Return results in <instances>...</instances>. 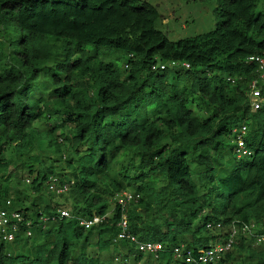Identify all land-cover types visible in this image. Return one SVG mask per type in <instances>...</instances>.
Instances as JSON below:
<instances>
[{
  "label": "trees",
  "instance_id": "16d2710c",
  "mask_svg": "<svg viewBox=\"0 0 264 264\" xmlns=\"http://www.w3.org/2000/svg\"><path fill=\"white\" fill-rule=\"evenodd\" d=\"M157 16L140 0H0V209L8 201L21 213L13 242L0 241V264H100L89 245L113 246L121 212L111 200L122 191L137 197L124 212L127 231L163 248L145 263L182 264L171 247L206 248L235 222L264 235V82L246 62L264 52V0H216L214 29L174 42L155 28ZM168 62L178 66L156 67ZM252 80L261 91L255 111ZM56 108L59 124L38 128ZM240 126L251 154L236 159L230 130ZM43 144L55 158L35 153ZM18 173L29 182L21 186ZM53 176L65 193L47 190ZM29 194L44 205H24ZM64 205L71 218H59ZM94 216L102 219L86 230L76 220ZM246 239L217 264H264V242L252 248ZM117 245L121 260L143 257Z\"/></svg>",
  "mask_w": 264,
  "mask_h": 264
},
{
  "label": "built area",
  "instance_id": "2783aa9c",
  "mask_svg": "<svg viewBox=\"0 0 264 264\" xmlns=\"http://www.w3.org/2000/svg\"><path fill=\"white\" fill-rule=\"evenodd\" d=\"M246 62L252 64L256 67V72L259 74V80L264 82V52L258 55H252L246 58ZM178 64L175 62H168L166 64H161L156 66L158 70H163L165 68H175ZM180 67L188 68L187 64L181 63ZM154 67H152L153 69ZM264 91V86H263ZM261 91L257 87L255 80H252L248 84L247 88V102L251 111H255L260 107V97ZM245 127L240 126L233 128L230 132V139L232 145L234 146L233 151L236 158H247L250 156L251 152L245 147L243 137L245 135ZM47 181V189L50 192L62 193L67 189V184H58L56 177H49ZM114 207L118 206L119 212H121V217L117 223L118 231L111 238L110 242L112 244H119L120 242L126 241L133 244L136 249L145 254L155 255L162 248L159 244H152L149 242H139L133 235L127 231V220L125 218V211L128 205L135 200V196L129 192H120L115 194L112 198ZM8 204V202H6ZM59 218H71L69 213L65 210H57ZM79 226H83L87 229L92 224L96 223L98 219L93 217L91 220H86L76 218ZM21 221V216L18 213L12 212L7 213L0 211V240L4 242H10L16 231H18V224ZM41 221H45L43 218ZM214 230H221V225L216 223L213 225ZM244 223H233L229 230L227 231L226 239L222 240L220 244L216 243L208 248L199 249L196 252L191 251L184 245H177L172 247L171 254L172 257L184 264H215L220 261L223 255L229 252L232 245L238 239L239 236L245 238H253L256 244L264 241V237L261 235L252 234ZM26 236H29V224L26 223Z\"/></svg>",
  "mask_w": 264,
  "mask_h": 264
},
{
  "label": "rangeland",
  "instance_id": "374dc122",
  "mask_svg": "<svg viewBox=\"0 0 264 264\" xmlns=\"http://www.w3.org/2000/svg\"><path fill=\"white\" fill-rule=\"evenodd\" d=\"M140 1H145L150 6L155 8L157 15H158L157 20L154 24L155 28L161 33H163L166 36L167 40L172 41V42L180 40V39H184V38H189V37L205 34L209 31H212L216 25V16H215L216 0H140ZM15 36L16 34H13L12 40L15 39ZM0 42H1L2 48H4L5 53H7L6 43L2 40H0ZM123 62L124 61L121 60V63L119 64L120 69L124 67ZM38 81H39L40 86H42L44 81L41 79H39ZM33 95L38 97L40 95H44V93L42 92V90L35 88ZM194 106H195V103L193 102V104L189 106L188 108L193 109ZM56 109L58 110L57 114L55 116H52V119L50 121L43 120L42 122L36 124V126H38V128L40 129H44V128L51 127L53 124L52 122H56L55 124L57 123L59 124L60 122L59 120L62 119V115H61L62 109H59V108H56ZM202 113L203 112H201V114ZM197 116H201V115L197 113ZM36 152L38 155H42L41 157L43 158L41 159H44L45 157L55 158L54 154L50 150H47L44 147V144L43 146L40 147V150L36 149L35 153ZM5 155L6 157H9V155H11L8 148L6 149ZM231 157L232 156H230V158ZM127 159H128L127 157H124L120 159L119 161H116L113 164L114 169L117 170L121 166H124L127 163ZM1 175L2 173H0V176ZM4 176L5 175L0 177V182H2V179ZM18 176H19V173L16 175V177L18 181L20 182L21 186L22 184H27L29 182V178L26 175H23L22 177L20 176L21 179ZM48 181H50V179ZM17 188H19V186H17ZM47 193L48 192L46 190L45 184H43V188L41 189L40 194L44 197V195ZM28 196H29V199H26L28 201L26 203L24 202L25 204L22 203V205L23 204L27 205L29 206V208L32 207V209L35 208L34 206L39 208V206L41 207L44 205V202L37 200V195L29 194ZM42 199L45 201V197ZM10 200L14 202L13 197H11ZM54 201L55 202L57 201L59 204L63 203L57 197H55ZM5 202H4V206H5L4 210L9 211L7 209L8 205H6ZM30 202L32 203L31 204L32 206L29 205ZM57 208L68 211V205H64L61 207L59 206ZM84 221L86 220L84 219ZM247 227L252 234H256V231L260 229L256 226H253V224H248ZM29 232L30 234H32L31 230H29ZM215 234H216V231H215ZM261 236L264 237V235H261ZM23 238L25 239V236H23ZM246 242L252 248H256L260 246L261 244H263L264 241L259 244H256L253 238H247ZM217 243L220 244V242H217ZM13 247L15 246H12V248H10V246L6 245V252L7 253L11 252L12 254L15 253L16 250ZM88 251L90 253V257L95 258L100 264H121L120 257L125 252L123 247L119 245L111 246L105 252H97L95 249H93L92 245H89ZM235 256L237 257V255ZM131 259L132 258H128L126 262L124 263L122 262V264H149V263H145V255L142 257L139 263H134L132 262Z\"/></svg>",
  "mask_w": 264,
  "mask_h": 264
},
{
  "label": "clouds",
  "instance_id": "9594fccd",
  "mask_svg": "<svg viewBox=\"0 0 264 264\" xmlns=\"http://www.w3.org/2000/svg\"><path fill=\"white\" fill-rule=\"evenodd\" d=\"M232 130V129H231ZM230 130V131H231ZM231 142V141H230ZM232 143V142H231ZM246 147V146H245ZM247 148V147H246ZM233 154H234V151H233ZM234 157H235V154H234ZM236 158V157H235ZM236 159H238V158H236ZM239 159H242V158H239ZM46 186H47V184H46ZM67 187H68V185H67ZM48 190V189H47ZM67 191V189L64 191V192H62V193H65ZM50 192V191H49ZM122 192H124V191H122ZM125 192H129V193H131L132 195H134V193L133 192H130V191H125ZM53 193H55V192H53ZM55 194H58V193H55ZM118 194V193H117ZM135 196V195H134ZM136 200H137V197L135 196V200L133 201V202H131V203H134V202H136ZM112 201V203H113V200H111ZM6 202H8V201H6ZM6 202H5V204H6ZM130 203V204H131ZM129 204V205H130ZM6 205H8V204H6ZM113 205V204H112ZM128 205V206H129ZM128 208V207H127ZM5 209V206H4V208H2V209H0V211H3V212H7V213H12V212H14V211H6V210H4ZM59 210H64V209H59ZM66 211V210H65ZM68 212V211H67ZM15 213H17V212H15ZM69 213V212H68ZM18 214H21V213H19L18 212ZM70 215V214H69ZM106 216H108V215H106ZM105 216V217H106ZM97 219H98V221L96 222V223H94V224H97L101 219H102V217H97V216H95ZM77 218V217H76ZM43 219V218H42ZM41 219V220H42ZM80 219H82V218H80ZM92 219V217L90 218V220ZM85 220H89V219H85ZM46 221V220H45ZM44 221V222H45ZM43 222V221H42ZM28 224H29V222H27ZM239 223V222H238ZM94 224H92L91 226H93ZM233 223H231L230 225H229V227L232 225ZM19 225V224H18ZM221 225V224H220ZM91 226H89V227H91ZM83 227V226H82ZM88 227V228H89ZM29 228H30V225H29ZM87 228V229H88ZM222 229V228H221ZM18 230H19V226H18ZM30 230H31V228H30ZM86 230V229H85ZM216 231V230H215ZM220 231V230H219ZM219 231H216V232H219ZM17 232L18 231H16L15 232V234H17ZM25 233V232H24ZM30 233V232H29ZM14 234V235H15ZM22 236H26L25 234H22ZM30 236V235H29ZM13 239H14V236H13ZM13 239H12V241H10V242H4V241H1V242H3L4 244H10L11 242H13ZM123 242H126V241H123ZM236 242V241H235ZM121 243V242H120ZM128 243V242H127ZM149 243H151V242H149ZM112 244V243H111ZM152 244H158V243H152ZM216 244V243H215ZM113 246H114V244H112ZM115 245H117V244H115ZM133 245V244H132ZM160 245V244H159ZM178 245H184V244H178ZM214 245V244H213ZM161 246V245H160ZM175 246H177V245H175ZM184 246H186V245H184ZM210 246H212V245H209L208 247H210ZM174 247V246H173ZM208 247H206V248H208ZM133 248H134V250H136L137 252H139V253H141L143 256L145 255V258H146V256H150V258H152V259H156V255L158 254V252H160V251H162V246H161V250L160 251H158L154 256L153 255H151V254H145V253H142V252H140V251H138L137 249H136V247L133 245ZM186 248H188L187 246H186ZM171 249H172V247L169 249V253L171 254ZM204 249V248H203ZM232 249V248H231ZM191 250V249H190ZM197 250H199V249H197ZM196 250V251H197ZM194 251V250H193ZM195 251V252H196ZM226 254V253H225ZM131 258V257H130ZM171 258H172V261H174V262H176V263H182V264H184L183 262H180V261H178V260H176V259H174L173 257H172V254H171ZM142 259V258H141ZM222 259V258H221ZM220 259V260H221ZM127 260V259H126ZM126 260H121V258H120V263L122 264V262L124 263V262H126ZM132 260V259H131ZM133 262V261H132ZM220 262V261H219ZM135 263V262H134ZM136 263H139V262H136ZM218 263V262H217ZM217 263H215V264H217Z\"/></svg>",
  "mask_w": 264,
  "mask_h": 264
}]
</instances>
